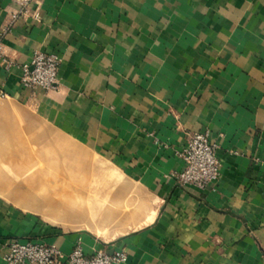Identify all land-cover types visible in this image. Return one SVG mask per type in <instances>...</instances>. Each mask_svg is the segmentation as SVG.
<instances>
[{
    "label": "crops",
    "instance_id": "0c3cea01",
    "mask_svg": "<svg viewBox=\"0 0 264 264\" xmlns=\"http://www.w3.org/2000/svg\"><path fill=\"white\" fill-rule=\"evenodd\" d=\"M0 0V100L31 107L113 160L152 200L144 224L107 239L41 225L0 200V264L15 240L59 245L66 259L124 251L123 264H264V0H39L41 21ZM56 53L54 89L20 79ZM219 145V178L175 174L187 134Z\"/></svg>",
    "mask_w": 264,
    "mask_h": 264
},
{
    "label": "rangeland",
    "instance_id": "374dc122",
    "mask_svg": "<svg viewBox=\"0 0 264 264\" xmlns=\"http://www.w3.org/2000/svg\"><path fill=\"white\" fill-rule=\"evenodd\" d=\"M1 107L7 109H0V150L28 151L31 161L23 176L0 161V200L46 227L89 231L107 239L144 224L142 214L153 202L113 160L44 122L31 107L0 100ZM39 174L32 183L26 179ZM65 196L75 202L56 208Z\"/></svg>",
    "mask_w": 264,
    "mask_h": 264
},
{
    "label": "built area",
    "instance_id": "2783aa9c",
    "mask_svg": "<svg viewBox=\"0 0 264 264\" xmlns=\"http://www.w3.org/2000/svg\"><path fill=\"white\" fill-rule=\"evenodd\" d=\"M20 16L41 21L39 0H23L22 7L13 12L14 20ZM60 56L56 53L36 52L30 64L23 66L21 85L31 91L41 88L49 91L55 88L60 68ZM13 61L6 56L5 44L0 38V65L6 69L13 66ZM219 145L210 139L208 132L187 134V144L181 153L184 169L175 174L182 185H194L204 189L220 175ZM5 254L7 264H123L127 261L124 251L109 253L94 250L87 253L82 244L74 246L66 259L63 251L55 243L32 240H15L9 244Z\"/></svg>",
    "mask_w": 264,
    "mask_h": 264
},
{
    "label": "bare ground",
    "instance_id": "6f19581e",
    "mask_svg": "<svg viewBox=\"0 0 264 264\" xmlns=\"http://www.w3.org/2000/svg\"><path fill=\"white\" fill-rule=\"evenodd\" d=\"M0 109H2V110L5 111V109H7V108L1 107ZM8 109H10V108H8ZM29 158L30 157L28 155V151H22L20 149H15V150H2V148L0 150V161L3 163L2 166L8 168L9 170L12 169L14 171H17V173H19L22 176L26 172L25 171V168L26 169L28 168L27 167L29 165L28 163L31 161V159H29ZM40 177H41V175L39 174V175H32L30 177H27L26 179H27L28 182H31L32 183V181L37 180V179H40ZM58 181H59V179L54 180L55 183H57ZM73 202H75L73 197H69V196H65L64 198L63 197H60L58 199V201H56V203H57V207L56 208H58L61 205H67V203L69 204V203H73ZM70 208H72V207H70ZM62 211H64V210H62Z\"/></svg>",
    "mask_w": 264,
    "mask_h": 264
}]
</instances>
